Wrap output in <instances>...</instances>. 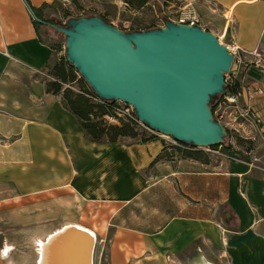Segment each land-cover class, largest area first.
<instances>
[{
  "label": "crops",
  "instance_id": "crops-1",
  "mask_svg": "<svg viewBox=\"0 0 264 264\" xmlns=\"http://www.w3.org/2000/svg\"><path fill=\"white\" fill-rule=\"evenodd\" d=\"M56 1L0 0V264L7 232L30 235L64 216L77 220L65 226L108 238L111 264H184L181 255L193 250L195 264L222 263L212 247L229 264H264V172L248 166L246 152L190 149L157 135L95 142L46 92L37 76L59 64L65 46L43 38L34 15L46 21L44 7ZM170 3L188 5L203 29L240 48L250 67L232 80L264 125V75L255 64L264 62V0ZM243 125L252 129L247 138L258 137Z\"/></svg>",
  "mask_w": 264,
  "mask_h": 264
},
{
  "label": "water",
  "instance_id": "water-1",
  "mask_svg": "<svg viewBox=\"0 0 264 264\" xmlns=\"http://www.w3.org/2000/svg\"><path fill=\"white\" fill-rule=\"evenodd\" d=\"M34 18L65 35L67 62L98 98L131 106L140 123L177 143L222 146L227 129L210 101L225 92L234 56L212 32L168 20L128 33L98 16L62 26Z\"/></svg>",
  "mask_w": 264,
  "mask_h": 264
},
{
  "label": "rangeland",
  "instance_id": "rangeland-1",
  "mask_svg": "<svg viewBox=\"0 0 264 264\" xmlns=\"http://www.w3.org/2000/svg\"><path fill=\"white\" fill-rule=\"evenodd\" d=\"M169 13L170 11L166 9L165 6H162V4L157 3L154 0H150L147 4H145V6L139 9H136L131 5L128 6L125 3V0H57L52 6L44 7V19H46V21H50L51 23L54 22V25L56 26L64 25L68 21L66 17L73 19L87 16H103L110 22L109 24L115 26L116 28L118 27L125 32L130 31L132 28L146 30V28L163 27L165 17L173 16ZM37 23L43 38L57 43L60 42L65 46L66 41L64 34L56 31L52 27L46 25L43 26L39 22ZM221 43L225 45L226 41L224 38H221ZM61 56L66 57L65 47L62 50ZM232 69L233 68L231 67V70ZM54 72L55 71L50 72L47 70V74H38L37 78L43 82L54 81ZM229 73L225 74V76ZM74 79L75 81L72 84L64 83V87L69 88L74 92H79L81 86L86 89H91V87L84 82L78 71H74ZM94 101L96 102L98 99H95ZM116 103L118 108H125L127 105L122 101ZM121 121H123V119ZM236 121L241 122L245 121V119L238 117ZM137 126L149 133L144 126L140 124ZM251 130H248V128L244 129V125L236 132L228 130V134L227 137L225 136L226 139L224 140L223 145L224 147L230 145L233 149L239 148V150L246 152L244 154L245 157L250 159L251 156L255 155L259 157L262 162H264V137L258 133V137H255V139L247 138L251 136ZM75 221L77 220L71 219L68 216H64V219L56 217L48 223L39 224L41 226L37 225L36 229L33 230V232H30V235H21V237H15L12 233L7 232L6 241H9L8 246H10L6 252L7 264H38L39 246L37 240H46L50 233L65 226V224L73 223ZM110 249L111 244L108 241V238L104 236L101 239L100 236H96L91 255V264H111ZM209 251L210 253L213 252L210 257L213 259L215 258L217 261H221L222 263L220 264H229L227 258L219 257L218 248L212 247ZM180 258L182 260L181 262L184 264H195L198 257H196L193 250L188 251L187 254H182Z\"/></svg>",
  "mask_w": 264,
  "mask_h": 264
},
{
  "label": "trees",
  "instance_id": "trees-1",
  "mask_svg": "<svg viewBox=\"0 0 264 264\" xmlns=\"http://www.w3.org/2000/svg\"><path fill=\"white\" fill-rule=\"evenodd\" d=\"M149 1L150 0H125V3L128 6L131 5L136 9H139L145 6V4H147ZM161 1L166 4L172 0ZM36 15L39 19H42L38 14ZM100 18H103L107 23H110L103 16ZM66 19L69 20L71 18L66 17ZM52 24L54 25V22ZM152 29L157 28H146V30ZM146 30L132 28L130 31H128V33ZM52 71H55L53 74L55 78L54 81L44 82L46 92L56 96H60L61 94L60 98L63 101V104L72 114L78 118L82 128H84L85 133L90 140L95 142H118L121 138H139L142 141H147L151 137H156V135L147 133L146 131L140 129V127L137 126V122L135 121L133 122L131 120H125L121 121L119 125L108 123L107 117L116 116V113L114 112L116 109H118L117 103L114 101H107L105 99L103 100L98 98L92 89H86L85 87L81 86L79 92H74L69 88H65L63 84H72L75 81L74 71H78L67 62L66 57H62L59 61V64L56 65ZM217 98L218 96L211 98L210 109H212V112H214V104ZM95 99H98V101L95 102ZM134 116L137 117L136 112H134ZM183 144L185 145V143ZM186 146L190 148L192 147L191 145ZM211 149H219V146H213ZM231 149L232 147L230 145L224 147L222 144L221 150H223L224 153L228 155L233 154L234 152H232ZM185 154L192 156V154L189 152ZM160 158L161 156H159L156 160ZM240 158L244 160L245 157L241 156Z\"/></svg>",
  "mask_w": 264,
  "mask_h": 264
},
{
  "label": "built area",
  "instance_id": "built-area-1",
  "mask_svg": "<svg viewBox=\"0 0 264 264\" xmlns=\"http://www.w3.org/2000/svg\"><path fill=\"white\" fill-rule=\"evenodd\" d=\"M188 5H185L183 3H170L168 2L167 5H165V8L170 11L169 14L173 15L172 17L167 16L165 17V20L163 21V24L165 21H172L180 24L185 25H199V16L198 14L190 8H187ZM165 25V24H164ZM221 40V38H219ZM227 46V45H226ZM228 51L234 56L233 62H232V70H230V73L225 76V92L220 94L218 98L215 101L214 104V112L213 116L216 121L219 123L224 124L226 129L232 130L234 132L238 131L241 124H249L252 128H255L258 130V133L264 137V125L262 124L261 120L258 119L252 112V109L249 108L246 105H242L240 103V99L244 96L242 90L235 89L236 83L232 80V76L237 75L240 71V66L245 65L246 68H249L250 65H246L241 57L239 56V52L241 51L240 48L237 45H233L232 47L227 46ZM256 67L260 70V73L264 75V62L261 63H255ZM235 90V91H234ZM260 93L259 90H254L251 93V98L255 96L256 94ZM116 116L115 117H107V122L119 125L121 120H131L135 121L138 124L144 126L142 123L139 122L137 117L134 116L133 108L129 105H126L125 108H118L115 110ZM238 117L244 118L245 121L238 122L236 119ZM120 120V121H119ZM145 129L159 137L162 138H170L167 136H163L161 134H158L148 128L147 126H144ZM173 140L172 138H170ZM175 144H178L175 140H173ZM222 146H219V149H221ZM190 149H193L191 147ZM211 148L203 149V150H210ZM230 160L238 161L241 158L240 157H234L229 156ZM248 166L250 168H256L264 172V162L261 161V159L255 155L251 156Z\"/></svg>",
  "mask_w": 264,
  "mask_h": 264
},
{
  "label": "bare ground",
  "instance_id": "bare-ground-1",
  "mask_svg": "<svg viewBox=\"0 0 264 264\" xmlns=\"http://www.w3.org/2000/svg\"><path fill=\"white\" fill-rule=\"evenodd\" d=\"M95 239L81 226L66 225L39 241L38 264H91Z\"/></svg>",
  "mask_w": 264,
  "mask_h": 264
}]
</instances>
